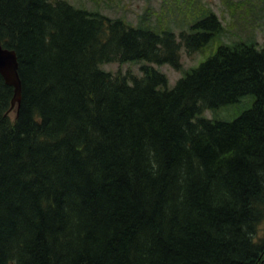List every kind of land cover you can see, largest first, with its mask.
Returning a JSON list of instances; mask_svg holds the SVG:
<instances>
[{
	"label": "trees",
	"instance_id": "1",
	"mask_svg": "<svg viewBox=\"0 0 264 264\" xmlns=\"http://www.w3.org/2000/svg\"><path fill=\"white\" fill-rule=\"evenodd\" d=\"M178 37L65 0H0L21 100L0 76V264H264V46L219 44L213 12ZM254 98L231 122L199 117Z\"/></svg>",
	"mask_w": 264,
	"mask_h": 264
},
{
	"label": "rangeland",
	"instance_id": "2",
	"mask_svg": "<svg viewBox=\"0 0 264 264\" xmlns=\"http://www.w3.org/2000/svg\"><path fill=\"white\" fill-rule=\"evenodd\" d=\"M77 9L99 13L111 19L139 26L148 24L154 28L167 27L177 37L200 20L202 12H213L221 21L224 31L206 48L188 55L181 50V67L174 69L170 65L152 64L146 61L126 63H107L100 70L111 74H126L139 77L144 67H152L164 74L166 89L171 90L177 80L184 76L189 68H195L209 58L217 45L234 42H247L264 46V0H65ZM254 98L245 96L238 102L217 109H205L199 116L209 120L231 122L253 106ZM258 239L264 236V221L259 225Z\"/></svg>",
	"mask_w": 264,
	"mask_h": 264
},
{
	"label": "water",
	"instance_id": "3",
	"mask_svg": "<svg viewBox=\"0 0 264 264\" xmlns=\"http://www.w3.org/2000/svg\"><path fill=\"white\" fill-rule=\"evenodd\" d=\"M0 76L4 83L13 89L12 107L21 100V80L18 73V61L14 51L3 48L0 43Z\"/></svg>",
	"mask_w": 264,
	"mask_h": 264
}]
</instances>
